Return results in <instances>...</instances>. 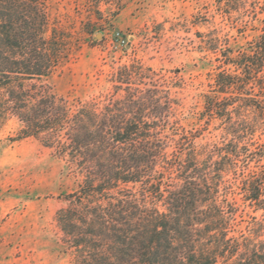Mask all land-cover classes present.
<instances>
[{"label":"trees","instance_id":"trees-1","mask_svg":"<svg viewBox=\"0 0 264 264\" xmlns=\"http://www.w3.org/2000/svg\"><path fill=\"white\" fill-rule=\"evenodd\" d=\"M82 1L86 33L92 34L103 3L116 15L129 0ZM46 2L0 0V124L15 109L23 124L17 139L43 135L80 176L56 212L72 264H264V143L254 138L255 119L264 122V27L242 50H219L234 70L214 76L197 120L216 124L225 138L200 144L192 134L197 130L186 135L168 128L161 140L154 134L163 129L144 120L147 99L156 105L153 119L161 118L154 92L129 96L139 112L126 122L121 113L107 121L88 104H79L73 115L64 112L69 123L54 122L47 96L37 110L26 108L32 97L24 81L49 75L67 58L72 39L49 25ZM251 5L250 19L260 16L264 23V0ZM130 72L123 68L119 81L128 84ZM231 176L244 204L261 216L251 218L247 235L233 230L237 206L223 188Z\"/></svg>","mask_w":264,"mask_h":264},{"label":"rangeland","instance_id":"rangeland-1","mask_svg":"<svg viewBox=\"0 0 264 264\" xmlns=\"http://www.w3.org/2000/svg\"><path fill=\"white\" fill-rule=\"evenodd\" d=\"M252 2L129 0L116 15L113 6L103 3L101 19H93L95 29L88 34L82 0H47L49 25L69 31L72 39L67 58L49 75L24 81L32 97L26 108L37 110L40 97L47 96L46 110L52 108L54 122L69 123L71 117L63 113L73 115L79 104L90 105L107 121L125 114L121 120L126 122L139 112L129 96L147 98L154 92L160 97L161 118L153 119L156 105L148 99L143 107L144 120H155L163 129L154 136L164 140L168 128H180L185 134L197 130L192 134L200 144L221 142V129L197 118L214 76L234 70L219 50H242L264 27L260 16L250 19ZM43 55L41 50L38 58ZM123 68L132 73L128 84L119 81ZM255 121L254 138L261 144L264 122L260 117ZM22 126L15 109L0 124V264H72L60 242L56 212L66 206L62 194L74 191L81 178L43 135L17 139ZM238 187L231 176L223 188L232 192L228 199L237 206L234 233L247 235L251 218L261 216L247 208Z\"/></svg>","mask_w":264,"mask_h":264}]
</instances>
